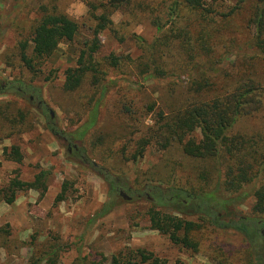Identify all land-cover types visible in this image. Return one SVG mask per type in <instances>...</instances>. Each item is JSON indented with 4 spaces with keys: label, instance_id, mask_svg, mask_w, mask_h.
<instances>
[{
    "label": "rangeland",
    "instance_id": "374dc122",
    "mask_svg": "<svg viewBox=\"0 0 264 264\" xmlns=\"http://www.w3.org/2000/svg\"><path fill=\"white\" fill-rule=\"evenodd\" d=\"M111 1L0 0V111L9 110L11 115L10 120L0 116V227L9 232L8 236L0 235V264H34L38 259V264H111L114 256H126L131 250L153 253L165 264H224L226 259V264H264L261 233L250 237L236 229L202 228L204 215L194 210L183 217L201 225L196 251L176 246L151 229L148 213L153 204L146 198L147 187L166 189L193 180L195 186L211 192L217 182L214 177L198 179L211 167L188 158L176 144L167 151L151 144L136 162L121 156L126 149L129 158L136 142L155 128L157 113L168 115L185 107L190 76L143 80L134 65V61L139 65L142 57L137 37L153 44L165 40L169 31L163 35L150 20L132 18L125 9L109 8ZM205 1L219 13H227L239 2ZM104 5L112 14L114 26L96 36L93 15H101ZM43 9L75 20L79 33L31 73L20 62L17 46L32 39ZM247 19L248 10L237 14L227 33L236 32L241 39V33L249 32ZM95 45L99 50L92 55L100 67L93 73L109 88L102 101L91 84L92 76L78 91L64 88L68 70L78 68L82 52L91 54ZM237 53L221 65L230 75L229 85L238 73V67L232 69L239 61ZM113 55L122 59L118 69L109 60ZM255 71L264 81V64ZM15 80L34 90L23 93L2 88ZM131 101L141 112L138 123L127 127L121 110ZM96 102H100L96 126L87 136L76 137L89 122ZM149 105H155V112L149 114ZM19 113L24 120L14 119ZM235 132L260 134L264 139V112L239 122ZM12 147L21 150V163L4 156V150ZM41 173L48 177L44 196L34 190L17 192L15 203L6 204L3 192L12 181L32 183ZM256 188L247 187L230 207L220 209L226 222L251 217ZM222 197L228 195L219 196L221 201ZM167 212L178 215L176 207H169ZM53 251L57 257L51 261Z\"/></svg>",
    "mask_w": 264,
    "mask_h": 264
},
{
    "label": "trees",
    "instance_id": "16d2710c",
    "mask_svg": "<svg viewBox=\"0 0 264 264\" xmlns=\"http://www.w3.org/2000/svg\"><path fill=\"white\" fill-rule=\"evenodd\" d=\"M108 7L125 9L132 18L150 20L163 35L169 31L165 40H159L158 44H148L137 37L142 57L139 65L135 61L134 65L143 80H165L186 73L190 76L189 99L185 107L168 115L157 113L155 128H150L149 135L136 142L134 153L129 158L126 157V149L121 156L126 161L136 162L143 158L151 144L160 151H167L176 144L188 158L211 167L210 172L203 171L198 179L211 177L213 180L214 177L217 182L216 190L211 192L195 186L193 180L181 181L182 186L174 183L166 189L147 187L149 194L146 198L153 204L148 213L151 229L168 237L174 245L193 251L200 245L197 236L203 226L208 225L218 229H236L250 237L259 232L264 238V139L260 134L235 132L239 122L256 118L264 112V81L255 71L264 64V0H239L227 13H219L205 0H112ZM247 10L249 32L241 33V39L236 32L228 34L226 30L231 20ZM43 11L34 27L32 39L17 46L20 62L31 73L37 72V67L51 58L61 44L73 42L79 33V24L67 15L51 13L47 9ZM111 15L105 5L101 15H93L97 23L96 36L114 26ZM98 50L95 45L91 54L82 52L78 68L68 70L64 87L67 92L78 91L84 80L92 76L91 84L101 94V101L107 95V83L103 84L93 73H98L100 67L92 55ZM236 52L240 57L232 69L238 67V73L229 85L226 82L230 75L224 73L221 65ZM109 60L118 69L122 59L113 55ZM5 86L23 93L34 90L31 85L16 80ZM211 92L216 95H210ZM39 94L36 93L37 96ZM99 106L100 102H96L89 122L76 137L87 136L96 126ZM147 111L149 114L155 112V105H149ZM140 112L134 109L133 101L122 108L127 127L130 123H138ZM0 116L5 120L11 118L9 110H1ZM24 118L19 113L14 119ZM4 156L16 163L23 160L18 147L5 149ZM47 182L46 173L39 174L32 183L14 180L3 192L4 200L6 204L13 205L17 192L31 190L40 192L42 197L47 192ZM110 185L115 191L116 185L113 182ZM253 185L257 188L253 194L256 202L251 217L226 222L220 209L230 207L240 192ZM224 194L228 198L222 197L224 200L221 201L219 196ZM171 206L176 207L178 215L167 212ZM192 210L204 215L202 228L199 223L183 217L192 215ZM110 211L108 208L107 213ZM0 235L8 236L9 232L0 227ZM49 256L53 261L57 252L53 251ZM136 263L165 264L144 250H131L126 256H114L111 264Z\"/></svg>",
    "mask_w": 264,
    "mask_h": 264
},
{
    "label": "flooded vegetation",
    "instance_id": "af4514ba",
    "mask_svg": "<svg viewBox=\"0 0 264 264\" xmlns=\"http://www.w3.org/2000/svg\"><path fill=\"white\" fill-rule=\"evenodd\" d=\"M6 86H3L2 88L4 89Z\"/></svg>",
    "mask_w": 264,
    "mask_h": 264
}]
</instances>
